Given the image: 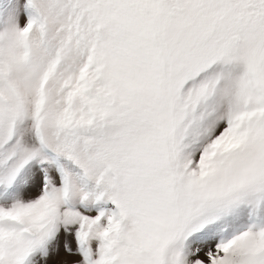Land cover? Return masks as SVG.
Returning a JSON list of instances; mask_svg holds the SVG:
<instances>
[{
	"label": "snow or ice",
	"instance_id": "1",
	"mask_svg": "<svg viewBox=\"0 0 264 264\" xmlns=\"http://www.w3.org/2000/svg\"><path fill=\"white\" fill-rule=\"evenodd\" d=\"M0 264H264V0H0Z\"/></svg>",
	"mask_w": 264,
	"mask_h": 264
}]
</instances>
